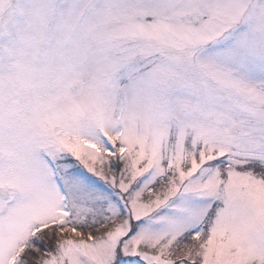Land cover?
Returning a JSON list of instances; mask_svg holds the SVG:
<instances>
[{
  "label": "snow or ice",
  "instance_id": "snow-or-ice-1",
  "mask_svg": "<svg viewBox=\"0 0 264 264\" xmlns=\"http://www.w3.org/2000/svg\"><path fill=\"white\" fill-rule=\"evenodd\" d=\"M0 264H264V0H0Z\"/></svg>",
  "mask_w": 264,
  "mask_h": 264
}]
</instances>
